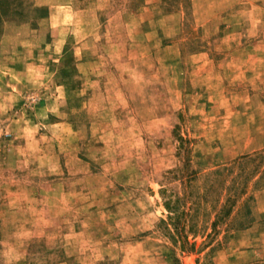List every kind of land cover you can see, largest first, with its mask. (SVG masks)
<instances>
[{
    "label": "rangeland",
    "instance_id": "374dc122",
    "mask_svg": "<svg viewBox=\"0 0 264 264\" xmlns=\"http://www.w3.org/2000/svg\"><path fill=\"white\" fill-rule=\"evenodd\" d=\"M20 1L0 264H264V0Z\"/></svg>",
    "mask_w": 264,
    "mask_h": 264
},
{
    "label": "trees",
    "instance_id": "16d2710c",
    "mask_svg": "<svg viewBox=\"0 0 264 264\" xmlns=\"http://www.w3.org/2000/svg\"><path fill=\"white\" fill-rule=\"evenodd\" d=\"M22 6L20 0H0V29L1 23L6 20H17L21 12L18 8Z\"/></svg>",
    "mask_w": 264,
    "mask_h": 264
}]
</instances>
